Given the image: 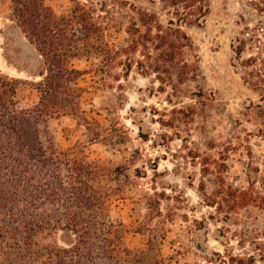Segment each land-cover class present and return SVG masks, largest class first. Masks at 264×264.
Returning <instances> with one entry per match:
<instances>
[{"label": "rangeland", "instance_id": "rangeland-1", "mask_svg": "<svg viewBox=\"0 0 264 264\" xmlns=\"http://www.w3.org/2000/svg\"><path fill=\"white\" fill-rule=\"evenodd\" d=\"M209 1L204 25L188 29L199 55V76L181 85L176 96L136 68L125 77L120 64L105 74L94 59L72 61L75 69L86 71L78 81L86 91V117L101 125L103 139L122 136L123 145L90 142L85 123L73 116H54L50 127L63 150L83 149L90 159L119 169L113 185L123 187L125 196L113 204L111 215L129 227L131 249L146 246L148 233L138 228L153 205L154 225L160 227L155 237L172 264H213L214 254L264 264V0ZM132 2L45 0L59 17L77 3L94 9L113 48L130 43L126 30L137 18ZM136 5L165 21L159 4L139 0ZM250 57L255 65L246 63ZM41 61L12 21V3L1 1L0 73L20 81V109L40 100ZM188 108H194L192 115L182 112ZM232 190L248 192L251 200L234 204ZM212 201L216 207L209 205ZM56 240L62 245L53 235L35 238L40 246Z\"/></svg>", "mask_w": 264, "mask_h": 264}, {"label": "trees", "instance_id": "trees-1", "mask_svg": "<svg viewBox=\"0 0 264 264\" xmlns=\"http://www.w3.org/2000/svg\"><path fill=\"white\" fill-rule=\"evenodd\" d=\"M1 1L12 3V21L41 58L42 81L37 85L39 102L20 109L16 103L20 81L0 73V264H172L155 237L160 227L154 225L153 205L138 228L139 233H148L147 244L131 249L126 245L129 227L111 215L113 204L125 196L123 187L113 185L119 169L90 159L83 149L60 148L50 119L76 117L92 135L90 142L123 145L122 136L111 142L103 139L101 125L86 117L82 106L86 91L78 85L86 71L75 69L72 61L94 59L105 74L120 64L125 77L136 68L143 77L155 76L162 90L168 86L176 96L181 85L199 76V55L188 29L204 25L210 1L148 0L161 6L166 16L162 22L157 14L138 9L139 0H132L137 18L130 21L126 30L130 43L123 48L110 45L107 28L98 22L94 9L81 3L59 17L45 0ZM243 45L241 41L237 48L239 57ZM254 62L250 57L246 63ZM186 111L192 115L194 108L182 112ZM140 136L147 140L143 132ZM229 197H235L232 202L237 205L251 200L246 191L232 190ZM39 233L59 237L62 245L56 240L40 246L35 241ZM214 257L213 264H256L254 259L246 263L233 256Z\"/></svg>", "mask_w": 264, "mask_h": 264}]
</instances>
